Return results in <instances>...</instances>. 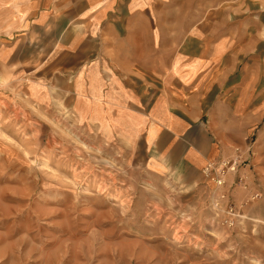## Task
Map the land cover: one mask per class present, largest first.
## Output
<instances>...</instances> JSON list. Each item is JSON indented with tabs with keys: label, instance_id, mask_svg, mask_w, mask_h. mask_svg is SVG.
<instances>
[{
	"label": "rangeland",
	"instance_id": "obj_1",
	"mask_svg": "<svg viewBox=\"0 0 264 264\" xmlns=\"http://www.w3.org/2000/svg\"><path fill=\"white\" fill-rule=\"evenodd\" d=\"M144 1L141 24L116 26L87 59L111 66L114 52H147V118L160 93L175 95L178 52H258L239 56L234 74L264 82V42L246 24L255 8ZM23 68L0 71V264H264V118L214 121L229 153L191 182L146 169L142 141L116 123L109 132L79 117L42 63Z\"/></svg>",
	"mask_w": 264,
	"mask_h": 264
},
{
	"label": "crops",
	"instance_id": "obj_2",
	"mask_svg": "<svg viewBox=\"0 0 264 264\" xmlns=\"http://www.w3.org/2000/svg\"><path fill=\"white\" fill-rule=\"evenodd\" d=\"M241 1L245 8H255L246 24L255 25L257 42H264V0ZM146 9L144 0H0V71L25 73L24 65L42 63L79 117L90 116L109 132L114 122L128 137L142 141L146 169L181 172L199 182L229 153L215 139L214 121L264 118V82L253 81L249 72L244 71V78L234 74L239 56L261 54L222 52L220 44L214 52H178L175 95L168 88L160 93L147 118V52H114L119 59L111 66L87 59L95 52L103 54V36L112 35L116 26L141 24L137 16ZM132 58L142 61L137 72L143 77L131 75ZM37 83L32 80L30 85L35 94ZM243 130L240 136L251 131ZM256 134L264 138V127Z\"/></svg>",
	"mask_w": 264,
	"mask_h": 264
},
{
	"label": "built area",
	"instance_id": "obj_3",
	"mask_svg": "<svg viewBox=\"0 0 264 264\" xmlns=\"http://www.w3.org/2000/svg\"><path fill=\"white\" fill-rule=\"evenodd\" d=\"M218 183H219V184H221V183H222V181H221V180H219V181H218Z\"/></svg>",
	"mask_w": 264,
	"mask_h": 264
},
{
	"label": "bare ground",
	"instance_id": "obj_4",
	"mask_svg": "<svg viewBox=\"0 0 264 264\" xmlns=\"http://www.w3.org/2000/svg\"><path fill=\"white\" fill-rule=\"evenodd\" d=\"M231 169L233 170L234 168H233V167H230V170H231Z\"/></svg>",
	"mask_w": 264,
	"mask_h": 264
}]
</instances>
